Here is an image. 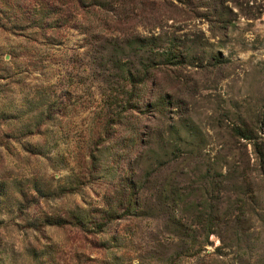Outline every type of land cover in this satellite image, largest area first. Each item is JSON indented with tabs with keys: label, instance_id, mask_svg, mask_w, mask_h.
<instances>
[{
	"label": "rangeland",
	"instance_id": "obj_1",
	"mask_svg": "<svg viewBox=\"0 0 264 264\" xmlns=\"http://www.w3.org/2000/svg\"><path fill=\"white\" fill-rule=\"evenodd\" d=\"M0 264H264V0H0Z\"/></svg>",
	"mask_w": 264,
	"mask_h": 264
},
{
	"label": "trees",
	"instance_id": "obj_2",
	"mask_svg": "<svg viewBox=\"0 0 264 264\" xmlns=\"http://www.w3.org/2000/svg\"><path fill=\"white\" fill-rule=\"evenodd\" d=\"M151 38L154 39L155 36H151ZM151 43H153V42L151 41ZM164 56L167 57L168 53H165ZM178 58L179 59H177V61L180 60V57H178ZM255 152L258 155V157H259V155L262 156V154L259 152V146H257L256 144H255ZM131 184L134 185L132 183V181H131ZM134 193L135 192H133V188L130 185V187H128V191L126 192L125 201H123V205H121V207L123 208L122 210H124L125 212H127L130 208H132L133 204L134 205L136 204V199H134V196H133ZM106 212H107L106 215L102 214L101 215L102 217L92 221V225L95 227V230H97V231L101 230L102 227L108 222L107 217H108V214L111 212V210H107ZM120 215H121V212H119V216ZM46 222L61 224V221H57V220H47Z\"/></svg>",
	"mask_w": 264,
	"mask_h": 264
}]
</instances>
